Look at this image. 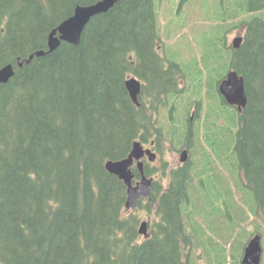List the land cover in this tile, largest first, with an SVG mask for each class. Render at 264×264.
I'll return each instance as SVG.
<instances>
[{
	"label": "trees",
	"instance_id": "obj_1",
	"mask_svg": "<svg viewBox=\"0 0 264 264\" xmlns=\"http://www.w3.org/2000/svg\"><path fill=\"white\" fill-rule=\"evenodd\" d=\"M95 1L0 0V67L14 69L0 83V264H228L235 223L250 235L264 217V0H216L214 23L194 34L198 59L178 60L167 47L179 63L170 68L155 50L162 26L153 0H120L90 19L77 45L47 52L49 33ZM243 26L239 46L226 45ZM230 70L244 80L240 112L218 93ZM131 75L141 82L139 106L124 85ZM191 94L194 121L205 107L202 133L186 115L174 126ZM135 140H153L159 154L168 140L190 155L169 175L163 166L149 200L127 211L126 187L105 163L126 157ZM158 170L144 162L145 175ZM213 194L233 209L232 224L225 207L212 212ZM141 210L157 217L148 237L138 233Z\"/></svg>",
	"mask_w": 264,
	"mask_h": 264
},
{
	"label": "rangeland",
	"instance_id": "obj_2",
	"mask_svg": "<svg viewBox=\"0 0 264 264\" xmlns=\"http://www.w3.org/2000/svg\"><path fill=\"white\" fill-rule=\"evenodd\" d=\"M154 1V7L156 10L157 15L159 14L162 23L160 22V25L163 27L160 34H162L164 40L163 47L159 53L162 55L166 52L167 43L166 41L170 42L169 47H173L179 51L178 60L182 61H189V56L195 55V57L200 56V45L198 44L197 36H195L196 27L197 30H202L205 27V24L208 22L214 23L213 20L209 16H214L218 12V3L216 0H188L186 2H183L182 0H153ZM169 23V29L167 32H165V26ZM173 25V28L172 26ZM213 26V25H212ZM209 26L208 28H210ZM245 32V26L243 27H237L230 32L227 33V42L226 45H231L232 40L235 36H242ZM219 34L222 36V32H219ZM196 35H198V31L196 32ZM213 36L217 35V31L212 33ZM177 44V45H176ZM157 49V48H156ZM158 50V49H157ZM169 55L172 57L171 52H168ZM186 85V83H184ZM182 85V86H185ZM207 88L205 86V83L203 84V88L201 89V96L204 98L205 92ZM195 87H189V92H194ZM192 96V97H191ZM198 97H195L194 94L190 95L188 98V101L184 103L183 108H179V115L177 116L176 124L174 125L177 127V125L181 122L182 118L185 115H188L189 118H191V124L190 127L192 129L198 128L199 132L203 130L204 128V119L202 109L205 107H202L201 111L199 112V117L201 119L199 121H194V112L191 111L192 108L195 109V100H197ZM202 106H204V101L202 102ZM183 109V110H182ZM196 110V109H195ZM166 110L163 109V112ZM158 117L163 118V116L158 115ZM162 124V123H161ZM202 133V131H201ZM200 139V140H199ZM198 140L201 141L204 139V136H201ZM204 142V141H203ZM176 146V147H175ZM170 141H166L162 145L159 144V148L162 149V153H158L159 163L156 161L155 167L159 169V171L156 173L157 178L154 179L155 183H158V180L161 178V168L165 166L166 171L168 172L169 169L175 168L178 166L179 162V155L180 152L178 151L180 149L181 145H175ZM157 159V158H156ZM154 183V184H155ZM216 184L215 179L208 178L207 179V185L210 187H214ZM162 186H164V182L162 183ZM235 200H230V202H234ZM208 204L211 206V210L213 213H217L221 208L225 207L226 213L231 218L230 224L233 223V209L228 206V203L223 204L220 203L217 199V195L213 194L208 199ZM235 204L238 205L239 202L236 199ZM153 204L151 203L150 206ZM240 205V204H239ZM240 211H244L245 207L243 205H240L238 208ZM136 210V207L134 209H130V211ZM129 211V210H127ZM140 215L144 217V219L141 220V222H145V228L146 232H148V221L152 225L154 222L153 219L156 218V215L154 213V210L150 213H147L145 210L140 211ZM248 223H250L251 226H254V217L250 212H248ZM148 220V221H147ZM140 222V224H141ZM139 224V225H140ZM234 233L232 238L227 242L228 243V252L234 251L233 259L228 264H240V259L243 252V247L247 240L252 236L253 232L247 233L245 230L248 231L247 225L244 223H235L234 225ZM241 228V229H240ZM228 229V228H226ZM260 229V236H261V247H262V255H261V262L264 264V217L261 221ZM254 230V229H253ZM240 231V232H239ZM228 232V230L226 231ZM206 264V263H205Z\"/></svg>",
	"mask_w": 264,
	"mask_h": 264
},
{
	"label": "water",
	"instance_id": "obj_3",
	"mask_svg": "<svg viewBox=\"0 0 264 264\" xmlns=\"http://www.w3.org/2000/svg\"><path fill=\"white\" fill-rule=\"evenodd\" d=\"M119 1L120 0H97L88 5H77L73 10L72 15L62 20L57 27L49 33L47 52L57 49L62 41L77 45L80 41L82 31L90 19L100 13L108 11ZM241 40L242 38L235 37L232 40V45L238 47ZM44 53L45 52L43 51H37L35 52V55L41 56ZM31 58L32 55L26 59L25 63H28ZM21 66L22 62H18V67ZM13 75L14 69L12 64L8 63L0 67V83L7 82ZM124 85L131 101L136 106H139L137 97L141 87L140 81L134 76H128ZM218 90L224 97L226 103L236 106L238 111H241L246 105L244 80L235 70H231L226 74V77L220 82ZM144 155L147 156L150 162H153L156 157V154L149 148L144 149L139 141H134L129 154L126 157L116 160H108L105 163L106 170L111 174H114L126 187V199L124 202L125 210L135 208L139 198H149L152 179L142 173V159ZM186 157L187 150L183 149L180 152V162L185 161ZM133 161H135L136 168L140 173V179L134 183H132L134 174L131 170ZM145 225V222H141L138 228V232L144 237L147 236ZM260 239V235L255 234L247 241L243 248L240 264H260L262 254Z\"/></svg>",
	"mask_w": 264,
	"mask_h": 264
},
{
	"label": "flooded vegetation",
	"instance_id": "obj_4",
	"mask_svg": "<svg viewBox=\"0 0 264 264\" xmlns=\"http://www.w3.org/2000/svg\"><path fill=\"white\" fill-rule=\"evenodd\" d=\"M162 47H163V45H156V48L158 49H156L155 48V50H157L158 51V53H159V51H161V49H162ZM159 61H160V63L164 66V67H169L170 68V66L169 65H173L174 64V61L175 62H177L176 60H175V58H170V57H168L169 56V53L168 54H166V53H164L163 55L161 54V53H159ZM178 63V62H177ZM179 64V63H178ZM173 69V66H171V70ZM176 86L178 87V84L176 83ZM153 147H154V144H153V146H151V149L153 150ZM182 148H184L183 146H180V149H182ZM180 149L178 150V151H180ZM187 150H190L188 147H187ZM157 160H159V158H158V156H157ZM143 162H145V159H143ZM158 163H159V161H157ZM155 164H156V162H155ZM168 175H169V173L168 172H166Z\"/></svg>",
	"mask_w": 264,
	"mask_h": 264
}]
</instances>
